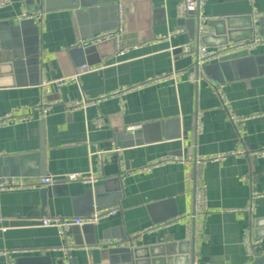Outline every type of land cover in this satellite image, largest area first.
<instances>
[{
  "label": "crops",
  "instance_id": "1",
  "mask_svg": "<svg viewBox=\"0 0 264 264\" xmlns=\"http://www.w3.org/2000/svg\"><path fill=\"white\" fill-rule=\"evenodd\" d=\"M9 1L0 9V62L19 46L39 56L38 65L29 63L24 75L0 76V116L32 115L44 80L51 83L47 100L53 108L44 120L33 115L27 122L0 127V179L91 170L102 178L95 186L59 183L49 191L46 205L41 188L0 191V252L5 253L0 264H67V259L70 264H119L114 247L103 243L145 229L154 230L134 245L172 246L163 257L180 264L193 258L196 264H250L264 254V157L230 154L243 147L264 149V44L234 68L225 64L223 76L214 73L222 66L219 61L197 67L196 56L181 51L185 45L215 48L249 40L254 32L264 39V0H206L199 13L200 37L197 15H177L182 0H123V45L129 47L123 56L116 55L114 40L77 45L116 26L114 0ZM24 11H43V25L20 20ZM228 18L229 30L220 23ZM84 65L93 70L75 77ZM174 69L183 72L177 84L149 85L73 112L66 108ZM193 73L195 82L190 81ZM218 86L238 115H259L246 122L242 139L227 118ZM134 126L140 128L128 131ZM115 148L122 152L110 154L100 169L91 153ZM222 153L230 155L193 168L170 163L142 170L169 155ZM192 178L205 182L209 200V212L202 217L204 235L196 245L187 237L195 200ZM254 192L262 195L250 213L246 208ZM95 201L118 212L93 225L73 226L66 238L57 228L41 225L44 217H88L97 209ZM246 233L258 242L255 256L248 253ZM66 241L77 246L68 255L62 249Z\"/></svg>",
  "mask_w": 264,
  "mask_h": 264
},
{
  "label": "built area",
  "instance_id": "2",
  "mask_svg": "<svg viewBox=\"0 0 264 264\" xmlns=\"http://www.w3.org/2000/svg\"><path fill=\"white\" fill-rule=\"evenodd\" d=\"M9 3H11L9 0H0V9L7 6ZM206 4V0H182L180 4L177 6V15L178 17L185 18L192 13H200V10L203 9V7ZM44 12L38 11L36 13H30L27 11H24L20 16V20H32L34 23L40 22L41 25H43V18H44ZM117 26L115 29L99 33L95 35L92 38L89 39H82L80 40L77 45L80 47H90V46H96L99 43L106 41V40H114L115 46H116V55L117 56H123L129 51V47H126L123 45V37L125 33V24L126 23V14L124 9L123 0L117 1ZM264 44V39L261 38L257 33L254 32V36L252 39L244 40V41H238V42H228L224 45H219V47L210 48L205 45H185L184 47H181V51L183 55H195L196 56V64L197 67H200L202 65H205L207 63L216 62L222 60L223 58L240 53V52H248L252 53L254 52L258 47L262 46ZM93 69L88 67L87 65H84L81 67L78 74L75 75V77H78L79 74H83L89 71H92ZM183 72L172 70L168 73H163L161 75L151 77L147 79L144 83H141L136 86H126L122 87L121 89L115 91V93H110L108 95H102L98 99L94 100H83V101H73L66 104L67 110L70 112L76 111L81 108H87L88 106L99 104L101 101L107 100L109 98H117V97H124L128 93H132V91L149 86L154 85L158 83H164L173 81L174 83H178V81L182 78ZM196 75L193 73L190 76V81L195 82ZM49 82L43 81L40 83V88L42 89V96L41 101L38 105L33 108V114L32 115H21L17 114L15 112H9L3 116H0V127L7 126L8 124H15L24 122L33 117V115L37 116L39 119H46L53 108V104L47 100L48 93H49ZM215 91L220 96L222 101V106L224 110L227 113L228 120L236 127L237 131H239V136L242 139L244 136V127L248 120L254 117H258L259 115H254L252 117H245L238 115L230 101L227 99V96L223 93V90L221 87H215ZM97 126L101 127L103 125V120L101 118H98L96 121ZM140 126H134L131 128H128V131L134 132L137 129H139ZM200 129V128H199ZM122 152L120 148H115L112 151H95L91 153V156H97L98 165L99 168L102 169V166L105 162L108 161L110 158V154L112 153H120ZM231 155H240V156H248V157H264V149L259 150H253L248 148H240L236 151L233 150ZM230 154L228 153H222V154H216L209 157H179L175 155H169L162 158L155 159L150 162L146 167H144L142 170L148 171L157 167H161L163 165H167L170 163H181L185 164L188 167H195L199 164H205L207 162H219L224 160L227 156ZM102 176L98 172H94L93 170L87 172V173H68L62 176H52V175H46L43 177H39L37 179H26L22 177H6L0 180V191H10V190H21V189H35V188H53L59 183H82L87 184L91 186H95L100 180ZM192 182L195 184V196H194V210L192 214L190 215V221L188 224V232L187 237L190 241L196 245L197 241L201 240L203 238V222L202 217L205 216L209 212V200L207 196V186L205 182L196 181L195 178H192ZM262 194L254 192L252 194V199L246 210L250 213L254 212L255 210V200L259 198ZM118 212V209L115 207L112 208H103V209H95L93 214H91L88 217H60V216H50V217H44L41 221V225L43 227H55L57 228L59 234L66 238V236L69 234L70 229L73 226H84L87 224H96L101 219L110 217L112 215H116ZM177 220L173 221V223H176ZM172 223V224H173ZM154 229H145V231H141V233H137L126 240H107L103 243L104 246L107 247H118L123 246L127 244L134 245L135 239L143 235V233L150 232ZM246 245L248 249V253L251 256H255V246L258 242H254L250 234L246 233ZM64 253L68 255L69 251L71 249L77 248V246L73 243L65 242L64 244ZM102 246V245H101ZM5 253L0 252V255H3ZM67 264H70V260L67 259ZM106 264V263H102Z\"/></svg>",
  "mask_w": 264,
  "mask_h": 264
},
{
  "label": "water",
  "instance_id": "3",
  "mask_svg": "<svg viewBox=\"0 0 264 264\" xmlns=\"http://www.w3.org/2000/svg\"><path fill=\"white\" fill-rule=\"evenodd\" d=\"M117 1L118 0H114V5H115L114 7L116 9V12H117ZM191 15H197L196 16L197 20L195 22V30L197 31V33L200 37L202 25H201V22L199 19V13H192ZM117 18H118V15H117ZM29 21L34 23V21H32V20H29ZM217 23H219V22H217ZM220 23L223 25L222 28L228 27V30L230 29L229 18L226 20H220ZM116 26H117V24H116ZM116 26L113 29H115ZM248 27H250L249 30L253 34V28H254L253 25L251 24ZM113 29H111V30H113ZM224 33H225V29H224ZM216 34H218L217 30H216ZM206 37L207 36L205 35L202 38L205 39ZM248 38L252 39L253 35H251ZM233 40H237V39H233ZM246 40H247V38H246ZM238 41H234V42H238ZM38 56L39 55H37V54H35V55L28 54V50L26 48H23V46L17 47V49L12 53V56L10 59L0 62V76L14 74V75H17L20 77V76L24 75L28 71V64L29 63H33L35 65V67L38 65V60H37ZM250 57H251L250 53H248V52H240V53H236V54L227 56V57L223 58L222 60H220V63L222 64V66H220L219 68L214 70V73L223 76L227 72V68H226V66H224L225 64L228 63L229 65H231L232 68H234L236 66V64L238 65L240 63V61H242V60L246 61ZM51 189L52 188L42 189L41 199H42L43 205H46V203L48 201V197H49L48 196L49 191ZM95 192L99 193L100 191H98V189L94 190V191L93 190L88 191V193L91 196ZM95 205H96L95 208H97V209H103L106 207H111V206H102L98 203V201H95ZM112 206H115V204ZM94 210H93V212H94ZM69 234H70V231H69ZM171 250H172V246H169V245H163V246L157 245V246L141 249L139 247H136L135 245L127 244V246L123 245V246L114 247L112 250V252H113L112 255H113L114 259L116 260V262H118L119 264H180V263H178L179 261L176 259H173L171 257H169V258L163 257L165 254H171ZM186 263L187 264H196L194 258L189 262L187 261ZM250 264H264V254L257 255Z\"/></svg>",
  "mask_w": 264,
  "mask_h": 264
}]
</instances>
